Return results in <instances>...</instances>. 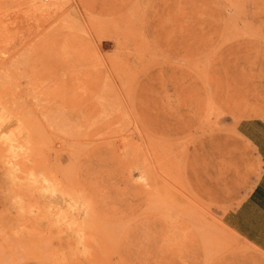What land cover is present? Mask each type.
<instances>
[{
  "label": "rangeland",
  "instance_id": "rangeland-1",
  "mask_svg": "<svg viewBox=\"0 0 264 264\" xmlns=\"http://www.w3.org/2000/svg\"><path fill=\"white\" fill-rule=\"evenodd\" d=\"M252 116L264 0H0V264H264Z\"/></svg>",
  "mask_w": 264,
  "mask_h": 264
},
{
  "label": "crops",
  "instance_id": "crops-1",
  "mask_svg": "<svg viewBox=\"0 0 264 264\" xmlns=\"http://www.w3.org/2000/svg\"><path fill=\"white\" fill-rule=\"evenodd\" d=\"M238 127L254 145L261 170L242 202L228 212V223L237 233L264 250V116L243 118Z\"/></svg>",
  "mask_w": 264,
  "mask_h": 264
},
{
  "label": "bare ground",
  "instance_id": "bare-ground-1",
  "mask_svg": "<svg viewBox=\"0 0 264 264\" xmlns=\"http://www.w3.org/2000/svg\"><path fill=\"white\" fill-rule=\"evenodd\" d=\"M51 1H54V0H51Z\"/></svg>",
  "mask_w": 264,
  "mask_h": 264
}]
</instances>
